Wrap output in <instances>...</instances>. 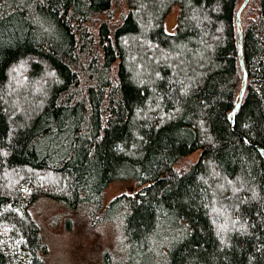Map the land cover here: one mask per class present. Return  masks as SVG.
I'll return each instance as SVG.
<instances>
[{
	"label": "trees",
	"instance_id": "1",
	"mask_svg": "<svg viewBox=\"0 0 264 264\" xmlns=\"http://www.w3.org/2000/svg\"><path fill=\"white\" fill-rule=\"evenodd\" d=\"M242 2L0 0V264H48L42 196L119 223L100 264H264V0L229 116ZM117 179L137 188L105 204Z\"/></svg>",
	"mask_w": 264,
	"mask_h": 264
},
{
	"label": "rangeland",
	"instance_id": "2",
	"mask_svg": "<svg viewBox=\"0 0 264 264\" xmlns=\"http://www.w3.org/2000/svg\"><path fill=\"white\" fill-rule=\"evenodd\" d=\"M178 11V5L174 4L166 14L164 24L168 31L175 29ZM248 11L249 8L245 14ZM198 152L196 150L184 157L179 164L186 165L189 159L199 155ZM46 177L57 181V178H52L51 175ZM9 180L14 185L11 175ZM136 188L137 183L133 179L113 180L104 189V203H108L117 194L131 192ZM31 212L41 224L44 239L48 243L46 253L48 264H100L101 252L112 247L122 236L121 226L115 220L99 228H92L80 213L67 210L61 202L51 196L38 198L31 206ZM70 217L72 221L67 222Z\"/></svg>",
	"mask_w": 264,
	"mask_h": 264
},
{
	"label": "water",
	"instance_id": "3",
	"mask_svg": "<svg viewBox=\"0 0 264 264\" xmlns=\"http://www.w3.org/2000/svg\"><path fill=\"white\" fill-rule=\"evenodd\" d=\"M249 0H243L242 4L240 5L239 9L237 10V18H236V23H237V27H238V46H239V62H240V66L243 70V82H242V86H241V90L239 93V97L238 100L235 104V106L232 108V110L229 113V116L231 118V120H234V114L236 109L238 108V106L240 105L242 98H243V94L246 88V82H247V69L245 66V62H244V58H243V54H242V41H243V32L241 29V13L243 8L246 6V4L248 3ZM259 149L264 153V147L258 145Z\"/></svg>",
	"mask_w": 264,
	"mask_h": 264
}]
</instances>
